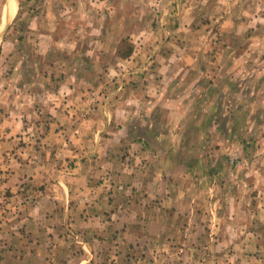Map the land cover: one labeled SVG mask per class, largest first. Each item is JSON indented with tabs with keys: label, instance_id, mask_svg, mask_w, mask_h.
Returning <instances> with one entry per match:
<instances>
[{
	"label": "rangeland",
	"instance_id": "374dc122",
	"mask_svg": "<svg viewBox=\"0 0 264 264\" xmlns=\"http://www.w3.org/2000/svg\"><path fill=\"white\" fill-rule=\"evenodd\" d=\"M73 1L15 0L14 12L12 0H0V176L8 184L0 190V223L17 224L18 208L31 200L26 183L16 189L8 179L15 182L19 142L33 150L35 128L40 127L41 138L50 129L48 106L33 98L38 86H60L67 79L92 84L83 104L68 107L73 112L72 138L65 135L58 147L63 148L59 152L70 147V154L65 153L68 168L75 166L71 154L79 153L76 146L97 142L92 131L101 128V141L113 144L105 136L112 122L113 130L126 128L133 144L156 145V130L180 129L176 139L183 146L176 159L190 163L191 174L198 178L190 191L195 198L193 219L189 223L178 218L175 226L151 239L145 227L143 238L129 244L111 228L99 235L100 242L90 235L82 239L74 225L69 236L54 239L60 242H53L50 252L41 250L44 256L12 261L2 255L0 264H264V0H101L100 8L99 1ZM70 2L79 6L69 12L64 3ZM98 31L116 39L100 41L107 66L100 79H92L87 62L85 72L66 75L53 68L60 69V61L68 57L35 52L40 48L37 35L44 39L49 32L57 33L65 37L58 42L60 49L84 50L100 44L89 40ZM75 33L79 42L69 40ZM111 47L119 61L130 55L132 59L116 68ZM156 54L170 55L164 57L163 71H158L161 57ZM51 61L55 63L49 66ZM109 65L119 71L110 73ZM147 77L179 86L188 96L183 108L189 114L173 116V106L168 114L166 108L157 114L155 107L144 120H136L138 114L128 121L109 116L110 98L124 89L122 83L136 85ZM84 131L90 133L86 139ZM65 154H60L62 160ZM128 162L142 167L131 157ZM109 176L101 178L104 184Z\"/></svg>",
	"mask_w": 264,
	"mask_h": 264
},
{
	"label": "crops",
	"instance_id": "0c3cea01",
	"mask_svg": "<svg viewBox=\"0 0 264 264\" xmlns=\"http://www.w3.org/2000/svg\"><path fill=\"white\" fill-rule=\"evenodd\" d=\"M85 1L78 0V3ZM95 1H99L97 7H102L103 1ZM73 2L64 3L69 12L79 6L78 4L71 6ZM99 21L94 22L100 30ZM42 37L44 35H37L40 48L35 52L38 55L68 57L65 61H60L62 67L68 63L65 68H53L54 70L65 72L66 75L67 72L80 74L86 71L83 64L87 62L86 65L93 72L92 79H100L101 74L105 72L103 67H107L103 60L106 51L101 48L100 41L116 40L105 37L101 31H98L92 34L89 40L93 43L99 41V45L94 47L90 45L84 50L75 49L74 46L67 50L66 48L60 49L58 46L59 41L65 40L64 36L49 32L45 34L44 39ZM71 39L74 40L73 42H79L81 38L75 33L69 38ZM114 47H111L113 49L111 52L116 56L117 68L120 63L127 62L131 55L128 54L129 57L119 61L120 57ZM156 55L161 57L157 59L158 71L165 70L167 58L164 57H170V55ZM69 58L74 60L72 65H69ZM54 63L55 61H51L49 66ZM112 66L109 65L106 68L110 73L119 71V69H111ZM147 70V72H152L150 68ZM172 82L164 79L153 82L148 77L147 80H142L136 85L123 82L121 88L124 85V89L116 97L110 98L109 116L115 115L117 121H128L138 114L136 120H144L157 107V114L163 108H166L165 114H168V110L177 108V112L171 115L181 113L183 118L184 115L189 114H186L188 110L183 108L188 96H183L184 91L182 92L181 88ZM59 85H39L38 88H40L33 97L36 102H42L48 106L46 117L51 121L47 124L50 129H47L41 138L37 136V130L40 127L35 128L33 144L36 148L33 150L32 147L23 148L24 145L19 142L16 153L20 155L18 157L20 160L16 166L15 179L13 178L15 182L12 178L8 180L17 188L22 183H26V193L31 200L28 205L18 208L21 212L20 215H16V222L19 220L17 224L10 226L0 223V256L5 255L12 261L30 256L33 258L44 256L41 250L50 252L54 248L53 242L57 241L54 239L62 238L60 234L63 233L68 235L72 232L71 228H74V225L77 226L75 230L77 235H80L82 239L90 235L95 236V243L100 242L99 235L105 236L104 233L111 228L122 233L126 239L125 242L129 244L134 238H143L146 232L145 227H149L147 236L149 235L148 238L151 239L155 235L165 233L169 226H175L178 218H188L190 223L194 214L191 202H195L190 191L191 186L198 182V178L195 174L194 176L191 174L189 169H193L189 167L190 163L185 162L184 164L180 162L181 159H176L183 146V144L180 145L181 140L176 139L181 137V130L165 128L156 130L153 135L157 138L156 145H147L144 141L133 144V140L127 136L126 128L113 130L112 122L105 131V136H108V140L113 144L109 145L106 144L107 141H101V128L92 131L97 137V142L83 146L82 142L76 146L79 153L71 154L76 158V162H74L75 166L69 169L66 162H70V159L65 153H69L70 147L65 148L64 152H59L63 148L58 147L63 144L65 135L72 138L73 129L70 125L73 112L69 108L76 105L78 107L84 103V92L91 88L92 84L67 79ZM101 85L102 82L99 81L98 86ZM11 130L14 131L13 128ZM83 134L85 139L90 135L89 131H84ZM52 138L54 141L51 140ZM14 141L11 140V143L14 144ZM6 149L4 148L1 153H5ZM29 153L31 159L28 160ZM62 153L67 159H61L60 154ZM130 157L141 162L142 167L138 169L133 167V164L128 162ZM106 173L110 175L108 184H104L101 179ZM5 183L6 180H2L0 176V190L3 189L2 186L8 185ZM5 192L7 190L2 192L4 199ZM85 247L88 248L87 245ZM0 263H3L1 259Z\"/></svg>",
	"mask_w": 264,
	"mask_h": 264
},
{
	"label": "bare ground",
	"instance_id": "6f19581e",
	"mask_svg": "<svg viewBox=\"0 0 264 264\" xmlns=\"http://www.w3.org/2000/svg\"><path fill=\"white\" fill-rule=\"evenodd\" d=\"M9 6H11L10 7V11H16V2H15V0H12V2H11V5H9ZM11 8H12V10H11ZM9 11V10H8ZM12 14V13H11Z\"/></svg>",
	"mask_w": 264,
	"mask_h": 264
}]
</instances>
